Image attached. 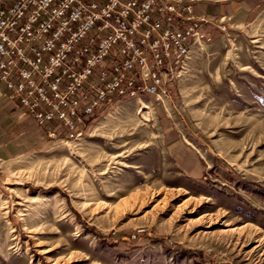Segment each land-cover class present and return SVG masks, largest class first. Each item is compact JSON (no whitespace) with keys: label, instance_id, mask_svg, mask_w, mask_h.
<instances>
[{"label":"rangeland","instance_id":"374dc122","mask_svg":"<svg viewBox=\"0 0 264 264\" xmlns=\"http://www.w3.org/2000/svg\"><path fill=\"white\" fill-rule=\"evenodd\" d=\"M194 6L210 45L81 139L18 118L0 84V150H20L0 154L22 153L0 158V264H264V0Z\"/></svg>","mask_w":264,"mask_h":264},{"label":"built area","instance_id":"2783aa9c","mask_svg":"<svg viewBox=\"0 0 264 264\" xmlns=\"http://www.w3.org/2000/svg\"><path fill=\"white\" fill-rule=\"evenodd\" d=\"M198 0H0V84L48 136L81 139L96 111L148 95L212 42ZM226 31L223 23L220 27Z\"/></svg>","mask_w":264,"mask_h":264},{"label":"crops","instance_id":"0c3cea01","mask_svg":"<svg viewBox=\"0 0 264 264\" xmlns=\"http://www.w3.org/2000/svg\"><path fill=\"white\" fill-rule=\"evenodd\" d=\"M195 6H196V8L198 6L199 13L200 14H203V15H209L210 13H217L218 10L221 11V12H223L224 11V8H225V5L223 3L222 4H216V6H214V5H209V4L206 5L204 3H199L198 2V3H196ZM242 8H244V7H242ZM244 10L246 12H248L250 9L244 8ZM221 12H220V14H222ZM10 104H14L20 111H22V113L20 114V116L18 118H22V117H27L28 116L32 120L31 116L28 113H26V111H24L23 108L18 105V103H16V102L11 103L10 102ZM17 148L18 147H17L16 144H13L12 142H8V143L4 144L3 146L1 145V149L2 150H0V151H3L4 149H7L8 151H14L15 150V152L20 151V150H16ZM21 154L22 153L0 154V158L1 157L6 158V157H10V156L13 157L14 155H21Z\"/></svg>","mask_w":264,"mask_h":264},{"label":"bare ground","instance_id":"6f19581e","mask_svg":"<svg viewBox=\"0 0 264 264\" xmlns=\"http://www.w3.org/2000/svg\"><path fill=\"white\" fill-rule=\"evenodd\" d=\"M196 10V9H195ZM193 49H185V58H189L190 54L192 53ZM158 93V100L161 99V94L163 92H157ZM83 137V135H81V138Z\"/></svg>","mask_w":264,"mask_h":264}]
</instances>
